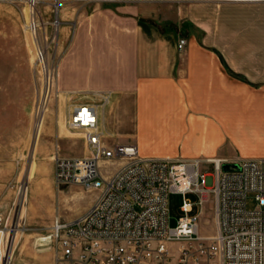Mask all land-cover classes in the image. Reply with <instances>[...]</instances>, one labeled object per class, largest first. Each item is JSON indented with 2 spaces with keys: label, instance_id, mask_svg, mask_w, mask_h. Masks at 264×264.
Returning <instances> with one entry per match:
<instances>
[{
  "label": "rangeland",
  "instance_id": "374dc122",
  "mask_svg": "<svg viewBox=\"0 0 264 264\" xmlns=\"http://www.w3.org/2000/svg\"><path fill=\"white\" fill-rule=\"evenodd\" d=\"M50 3L0 0V264H54L53 243L44 238L54 217L85 211L99 194L79 184L57 188L46 179L57 153L78 156L85 151L81 132L66 124L75 97L58 84L60 62L68 50L61 30L71 29L78 14L123 11L147 32L213 49L229 76L257 87V92L243 94L242 104L251 98L264 103V0H64L59 32ZM71 36L67 34L66 41ZM122 163L103 161L101 174L113 175ZM188 197L196 202L190 215H198L201 234L213 236V195H207L205 203L193 193ZM182 201L181 194L169 195L172 227L183 215ZM257 207L254 195H249L248 208Z\"/></svg>",
  "mask_w": 264,
  "mask_h": 264
},
{
  "label": "built area",
  "instance_id": "2783aa9c",
  "mask_svg": "<svg viewBox=\"0 0 264 264\" xmlns=\"http://www.w3.org/2000/svg\"><path fill=\"white\" fill-rule=\"evenodd\" d=\"M39 1L30 0L32 5ZM61 1L50 0L57 32ZM185 45L181 38L179 49ZM110 98L106 92L99 100L71 101L66 124L81 132L88 152L57 153L54 182L57 188L79 184L99 194L79 217H54L44 237L53 243L54 263L264 264V157L142 156L135 143H113L114 136L101 126L99 111ZM107 160L123 163L104 177L100 162ZM225 164L236 166L225 169ZM171 193L183 196V215L174 227L169 224ZM189 193L197 195L199 203L213 195V236L201 234L198 215H190L196 202ZM251 194L256 209L248 208Z\"/></svg>",
  "mask_w": 264,
  "mask_h": 264
},
{
  "label": "crops",
  "instance_id": "0c3cea01",
  "mask_svg": "<svg viewBox=\"0 0 264 264\" xmlns=\"http://www.w3.org/2000/svg\"><path fill=\"white\" fill-rule=\"evenodd\" d=\"M61 31L68 50L58 84L75 100L111 94L99 115L113 143H135L145 157H264V103L242 104L257 87L229 76L213 49L190 41L180 50L138 19L107 9L82 12ZM83 144L78 156L88 152ZM46 175L55 183L54 167ZM85 211L60 216L73 220Z\"/></svg>",
  "mask_w": 264,
  "mask_h": 264
},
{
  "label": "water",
  "instance_id": "95a60500",
  "mask_svg": "<svg viewBox=\"0 0 264 264\" xmlns=\"http://www.w3.org/2000/svg\"><path fill=\"white\" fill-rule=\"evenodd\" d=\"M236 165H232V164H225L224 167L225 169H228V168H233L235 167Z\"/></svg>",
  "mask_w": 264,
  "mask_h": 264
},
{
  "label": "bare ground",
  "instance_id": "6f19581e",
  "mask_svg": "<svg viewBox=\"0 0 264 264\" xmlns=\"http://www.w3.org/2000/svg\"><path fill=\"white\" fill-rule=\"evenodd\" d=\"M58 23V22H57Z\"/></svg>",
  "mask_w": 264,
  "mask_h": 264
}]
</instances>
